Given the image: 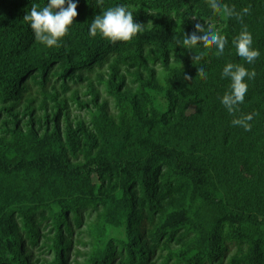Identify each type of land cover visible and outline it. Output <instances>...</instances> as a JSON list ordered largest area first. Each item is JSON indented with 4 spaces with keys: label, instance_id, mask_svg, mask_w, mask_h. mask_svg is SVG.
I'll list each match as a JSON object with an SVG mask.
<instances>
[{
    "label": "trees",
    "instance_id": "1",
    "mask_svg": "<svg viewBox=\"0 0 264 264\" xmlns=\"http://www.w3.org/2000/svg\"><path fill=\"white\" fill-rule=\"evenodd\" d=\"M74 2L48 47L24 19L47 0H0V264H264V0H222L242 19L208 0ZM117 4L141 31L90 35ZM196 24L223 54L183 46ZM245 26L251 64L232 44ZM229 62L255 72L232 113Z\"/></svg>",
    "mask_w": 264,
    "mask_h": 264
},
{
    "label": "clouds",
    "instance_id": "2",
    "mask_svg": "<svg viewBox=\"0 0 264 264\" xmlns=\"http://www.w3.org/2000/svg\"><path fill=\"white\" fill-rule=\"evenodd\" d=\"M208 3L213 10L220 9L223 14L229 17L235 15L238 19H242L243 14L249 12V8L245 7L242 12L238 13L234 8L222 3V0H208ZM76 9L77 3L74 0H47V4L41 8L33 5L24 19L29 22L37 41L52 47L58 45L59 39L66 34L69 26L73 24V19L77 16ZM195 27L197 32H201L203 35L196 33L190 36L186 35L182 41L183 46L191 49L198 43L211 44L215 45L217 55L223 54L227 43L225 36L219 34L213 26H209L206 31L202 29L200 24H196ZM141 29V24L134 22L133 13L123 4H117L102 10L99 15L95 16L89 25V34L95 36L99 33L114 43L132 40ZM232 44L236 49V54L244 58L249 64L261 54L259 50L252 47L253 37L246 26L233 38ZM198 71L201 76L207 78V72L203 65L199 67ZM254 76V71L249 72L241 65L229 62L224 66L222 77L230 78L231 83L230 91L223 95L221 103L229 113L234 112L237 106L244 102L248 90L245 77L252 79ZM185 78L188 79L187 76ZM251 120L252 115L247 114L243 118L234 119L232 124L250 130L251 125L248 121Z\"/></svg>",
    "mask_w": 264,
    "mask_h": 264
},
{
    "label": "rangeland",
    "instance_id": "3",
    "mask_svg": "<svg viewBox=\"0 0 264 264\" xmlns=\"http://www.w3.org/2000/svg\"><path fill=\"white\" fill-rule=\"evenodd\" d=\"M69 112H70V117L72 119L78 116L85 117L84 111L78 110L75 105H70Z\"/></svg>",
    "mask_w": 264,
    "mask_h": 264
}]
</instances>
